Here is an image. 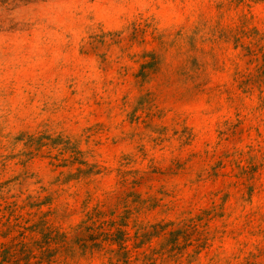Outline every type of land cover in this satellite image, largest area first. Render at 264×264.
Here are the masks:
<instances>
[{
	"label": "rangeland",
	"instance_id": "374dc122",
	"mask_svg": "<svg viewBox=\"0 0 264 264\" xmlns=\"http://www.w3.org/2000/svg\"><path fill=\"white\" fill-rule=\"evenodd\" d=\"M0 264H264V0H0Z\"/></svg>",
	"mask_w": 264,
	"mask_h": 264
}]
</instances>
